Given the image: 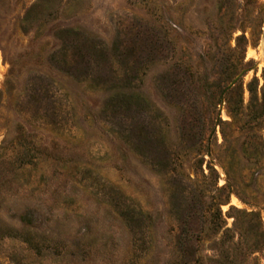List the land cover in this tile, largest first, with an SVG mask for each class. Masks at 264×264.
<instances>
[{"label": "rangeland", "instance_id": "1", "mask_svg": "<svg viewBox=\"0 0 264 264\" xmlns=\"http://www.w3.org/2000/svg\"><path fill=\"white\" fill-rule=\"evenodd\" d=\"M0 264H264V0H0Z\"/></svg>", "mask_w": 264, "mask_h": 264}]
</instances>
